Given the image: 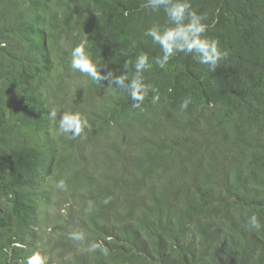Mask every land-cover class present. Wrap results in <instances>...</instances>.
I'll return each mask as SVG.
<instances>
[{"label":"trees","instance_id":"obj_1","mask_svg":"<svg viewBox=\"0 0 264 264\" xmlns=\"http://www.w3.org/2000/svg\"><path fill=\"white\" fill-rule=\"evenodd\" d=\"M191 4L227 57L215 72L184 54L153 63L136 108L72 69L71 52L83 43L98 69L131 79L125 61L162 55L143 35L162 11L0 0V264H264V228L247 226L264 225V0ZM64 113L88 120L76 139L58 131Z\"/></svg>","mask_w":264,"mask_h":264},{"label":"clouds","instance_id":"obj_2","mask_svg":"<svg viewBox=\"0 0 264 264\" xmlns=\"http://www.w3.org/2000/svg\"><path fill=\"white\" fill-rule=\"evenodd\" d=\"M147 7L153 12H163L166 17L164 24H153L144 30L143 35L151 38L153 44L157 45L162 52L161 56L149 60L147 53H140L135 61H125L123 69L130 70V65L134 68V75L129 79L126 75H115L112 71L102 72L98 69L97 63L93 61L91 55L86 51V45L81 43L75 46L71 52V68L85 74L94 82H105L123 89L133 106L139 108L148 95L151 85L145 83L142 74L152 68L153 63L159 67H165L169 60L178 54L191 56L199 64L207 66L208 71L215 72L228 53L219 46V41L209 39L205 35L209 30V25L203 21L204 16L192 8L191 0H147ZM155 92V89H152ZM153 102H158V94L153 95ZM192 103L191 97H186L180 104L181 111L188 108ZM50 116L55 118L57 113L50 112ZM88 127V120L79 113H64L60 115L58 131L61 134H68L69 138L76 139L83 130ZM56 187L66 190V182L61 179ZM111 197H106L104 203L108 204ZM247 226L250 230L260 231L264 228L257 215L252 214L247 217ZM69 239L82 241V232L73 231L69 233ZM100 247L93 243L90 251H96ZM102 250V249H101ZM28 264H43L39 255L29 258Z\"/></svg>","mask_w":264,"mask_h":264}]
</instances>
